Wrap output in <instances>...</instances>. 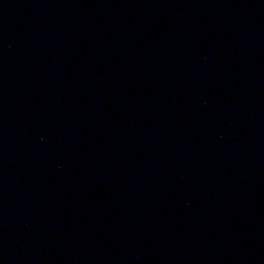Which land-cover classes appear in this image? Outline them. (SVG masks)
Segmentation results:
<instances>
[{
	"label": "water",
	"instance_id": "95a60500",
	"mask_svg": "<svg viewBox=\"0 0 264 264\" xmlns=\"http://www.w3.org/2000/svg\"><path fill=\"white\" fill-rule=\"evenodd\" d=\"M0 264H264V0H0Z\"/></svg>",
	"mask_w": 264,
	"mask_h": 264
}]
</instances>
